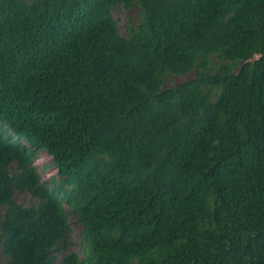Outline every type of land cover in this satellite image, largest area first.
<instances>
[{"label": "trees", "instance_id": "trees-1", "mask_svg": "<svg viewBox=\"0 0 264 264\" xmlns=\"http://www.w3.org/2000/svg\"><path fill=\"white\" fill-rule=\"evenodd\" d=\"M69 214L61 264H264V0H0V264Z\"/></svg>", "mask_w": 264, "mask_h": 264}, {"label": "rangeland", "instance_id": "rangeland-1", "mask_svg": "<svg viewBox=\"0 0 264 264\" xmlns=\"http://www.w3.org/2000/svg\"><path fill=\"white\" fill-rule=\"evenodd\" d=\"M113 15L117 21L120 32L122 35L127 36L128 26L130 24H135L137 22V12L136 10L126 11L123 8H116L113 11ZM193 78V74H188L186 76L180 75H169L166 80V87H174L183 81ZM6 137V132H2ZM39 173L41 174L44 182H49L52 177L57 178V170L52 163V157L46 153H41L40 156L36 159L35 163ZM19 202L28 204L30 199L28 197L17 196ZM69 221L71 224V233L69 234V242L64 247L62 251H57L55 256L57 257L54 264H61L62 258L71 253L76 252L81 254L84 248L83 239L81 236L82 227L77 221L76 217L73 214H69ZM5 257L0 255V260L3 261Z\"/></svg>", "mask_w": 264, "mask_h": 264}]
</instances>
